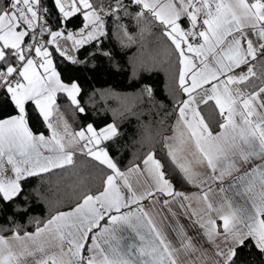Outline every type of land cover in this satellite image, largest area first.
Masks as SVG:
<instances>
[{
    "label": "snow or ice",
    "instance_id": "6c2138e0",
    "mask_svg": "<svg viewBox=\"0 0 264 264\" xmlns=\"http://www.w3.org/2000/svg\"><path fill=\"white\" fill-rule=\"evenodd\" d=\"M125 17L135 20L141 37L156 29L175 58L181 98L159 150L122 169L116 124L70 131L62 117L52 118L58 93L86 113L72 73L95 71L88 65L111 58L102 42L109 21L135 41ZM140 57L134 74L159 63L149 45L141 46ZM142 91L153 95L150 84ZM207 108L215 129L203 114ZM34 119L50 135L34 133ZM76 155L97 163L100 187L21 234L17 216L29 213L30 202L47 199L41 190L26 192L25 183L73 165ZM253 160L259 163L242 171ZM233 172L241 174L230 187L251 201L252 212L244 203L233 208L230 197L219 206L209 199L207 181L223 182ZM134 180L143 181L144 191L134 189ZM177 184L200 189L198 210L188 211L185 201L194 197ZM157 199L170 212L176 204L190 220L197 217L193 225L215 245V264H253L244 259L246 250L264 257V0H0V213L12 212L10 226L0 225V264H180L181 252L195 250L192 238L177 229L174 246L156 226L143 201Z\"/></svg>",
    "mask_w": 264,
    "mask_h": 264
},
{
    "label": "trees",
    "instance_id": "16d2710c",
    "mask_svg": "<svg viewBox=\"0 0 264 264\" xmlns=\"http://www.w3.org/2000/svg\"><path fill=\"white\" fill-rule=\"evenodd\" d=\"M122 23L127 25L135 41H128L109 21L108 34L102 38V42L104 50L111 53V58H105L98 66L95 62L89 64V69L97 67L95 71L72 73L78 77L81 85L82 103L86 107V113L77 112L62 93L57 95V113L59 118L67 121L70 131H79L88 123L97 127H104L108 123L116 124L120 132V147L118 154H115V150L114 154L124 169L131 161L137 160L149 150L153 148L159 150L161 134H166L172 123L171 109L181 97L176 81L175 58L169 59L170 53L163 41L157 39L156 29L153 27L150 32L145 31L141 37L140 28L135 20L125 17ZM142 45H149L158 53L159 63L145 72L137 70L134 74V69L140 62ZM67 75L65 72V78ZM145 84H150L153 89L151 98L142 91ZM212 104L214 105V102ZM11 111L10 107L6 108L2 115L7 116ZM203 114L215 129L216 119L212 109H205ZM31 127L36 133L48 132L45 126L35 119ZM101 179L102 173L97 163L90 157L81 155L74 156V163L71 166L43 174L42 178H30L24 185L25 191L34 195V190H41L47 199L30 202L29 213L23 217L17 216L16 222L21 226V234L24 231H34V221L44 220L55 214L57 208L67 211L74 207L85 192H95L100 187ZM176 187L177 190L194 197L186 201L191 203V211L200 208L195 199L200 195L196 186L177 184ZM11 215L12 212L5 207L0 213V225L10 226L8 218ZM244 259L246 261L251 259L253 264H264V257L256 253L249 257L247 250Z\"/></svg>",
    "mask_w": 264,
    "mask_h": 264
},
{
    "label": "crops",
    "instance_id": "0c3cea01",
    "mask_svg": "<svg viewBox=\"0 0 264 264\" xmlns=\"http://www.w3.org/2000/svg\"><path fill=\"white\" fill-rule=\"evenodd\" d=\"M58 118V113H54V116L52 118L53 122L55 123ZM45 135H50V132H46ZM256 163H259V161H251L250 163L244 165L242 171L250 170L255 166ZM204 172L205 169L201 168L196 173L202 175ZM8 174L11 175V173ZM240 174L241 173L233 172L231 176H226L223 182H213L210 179L207 181V185H211L213 189V191L209 193V199L211 202H213L214 206H219L220 204L226 203L224 197H230L233 208L237 207L241 203H244L249 212L253 211L251 207V201H248L246 197L236 196L230 187V185L235 181L236 177ZM207 185H205V187H207ZM133 187L137 192H142L145 189L143 181L136 182L134 180ZM220 188H224L226 189V191L224 193H221ZM197 190L200 192V189L198 187ZM161 199H163V197H161ZM143 207L148 212L149 216L153 219L156 226L160 230L164 231L165 234L169 237L174 246H178L180 243V236L177 229H182L188 237L192 238V244L194 245L195 250L191 254H184L183 252H181L178 256L180 264H215L217 259L214 254L215 245L208 240L207 236L204 233V230L200 229L199 225H193V221L196 220L197 217L193 216L190 220L186 214H183L184 209H180L176 204H172L170 206V212L169 207L164 206L159 199L145 200L143 201ZM188 211L191 212L190 209H188ZM173 212L175 213V215H172ZM5 235H10V233H7ZM216 243L219 244L220 240H217ZM28 259L32 258L29 257Z\"/></svg>",
    "mask_w": 264,
    "mask_h": 264
},
{
    "label": "rangeland",
    "instance_id": "374dc122",
    "mask_svg": "<svg viewBox=\"0 0 264 264\" xmlns=\"http://www.w3.org/2000/svg\"><path fill=\"white\" fill-rule=\"evenodd\" d=\"M190 158V156H189ZM199 169H201L200 167H194L193 171L196 173Z\"/></svg>",
    "mask_w": 264,
    "mask_h": 264
}]
</instances>
